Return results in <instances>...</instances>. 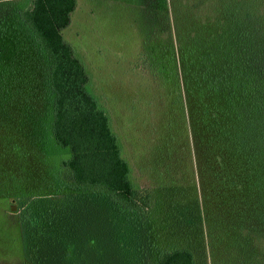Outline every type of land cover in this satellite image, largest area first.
<instances>
[{"label":"trees","instance_id":"obj_1","mask_svg":"<svg viewBox=\"0 0 264 264\" xmlns=\"http://www.w3.org/2000/svg\"><path fill=\"white\" fill-rule=\"evenodd\" d=\"M241 1L254 10L253 0ZM235 2L228 0L232 15L226 6L193 35L182 13L171 15L168 0H147L154 23L169 39L165 45L151 41L149 65L161 79L174 77L170 92L181 106L187 96L201 180L209 154L231 159L233 168L218 172L223 181L215 204L207 190L204 198L212 203L206 220L230 240L239 229L264 234V191L257 182L243 185L242 175L246 170L248 179L264 182V41L256 43L255 34L244 30ZM75 8L76 0H33L30 8L0 9V119H31L29 97L39 93L48 105L49 132L69 153L60 163L68 176L64 187L47 196L26 195L30 199L18 217L24 255L30 264H197L191 249L163 247L157 240L148 218L151 197L131 181L109 117L63 39ZM37 70L44 73L36 82L28 73ZM183 121L180 112L175 122ZM214 209L220 211L213 215Z\"/></svg>","mask_w":264,"mask_h":264},{"label":"rangeland","instance_id":"obj_2","mask_svg":"<svg viewBox=\"0 0 264 264\" xmlns=\"http://www.w3.org/2000/svg\"><path fill=\"white\" fill-rule=\"evenodd\" d=\"M32 1L0 0V9L10 5L30 8ZM221 1L168 0V8L174 17L176 11L182 13L194 35L204 21L218 19L226 6L228 14H233V0L231 4ZM239 3L242 1L234 3L236 19L243 22L249 36L250 32L255 34L256 43L264 41L260 33H264V0H253L250 12ZM148 8L147 0H76L70 24L62 31L63 39L85 67L88 90L109 117L131 181L151 197L148 218L161 246L191 249L197 264H264V234L241 233L243 229H239L240 235L230 240L218 225L206 220V207L212 205L204 203L206 190L215 204L223 181L218 172L233 166L230 158L215 151L208 161L205 157L208 163L201 180L189 129L187 96L182 111L176 94L170 92L174 77L161 79L149 65L146 51L151 41L165 45L169 39L168 32L154 23ZM171 32L176 39L173 27ZM40 67L46 73L45 67ZM44 72L28 74L36 81ZM41 96H45L43 92ZM43 101L39 93L29 97L28 110L34 112L29 114L31 119L10 124L0 119V264H30L18 227L19 211L30 199L26 195L47 196L68 182L60 163L69 153L55 144L48 128V105ZM180 112L187 123L175 122ZM246 173L242 170L247 180L243 185L257 182V188L264 191L262 179H248ZM233 180L239 181V177ZM219 211L209 212L215 215Z\"/></svg>","mask_w":264,"mask_h":264}]
</instances>
